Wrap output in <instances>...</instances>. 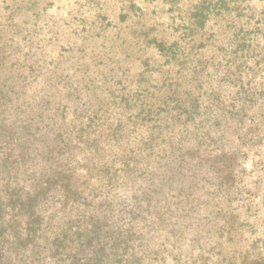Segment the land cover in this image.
<instances>
[{"label": "rangeland", "instance_id": "1", "mask_svg": "<svg viewBox=\"0 0 264 264\" xmlns=\"http://www.w3.org/2000/svg\"><path fill=\"white\" fill-rule=\"evenodd\" d=\"M0 264H264V0H0Z\"/></svg>", "mask_w": 264, "mask_h": 264}]
</instances>
